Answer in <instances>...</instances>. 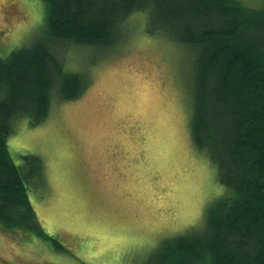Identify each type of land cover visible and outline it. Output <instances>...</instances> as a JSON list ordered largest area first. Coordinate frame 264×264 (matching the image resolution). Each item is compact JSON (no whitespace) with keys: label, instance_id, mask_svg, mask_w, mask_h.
Returning a JSON list of instances; mask_svg holds the SVG:
<instances>
[{"label":"rangeland","instance_id":"374dc122","mask_svg":"<svg viewBox=\"0 0 264 264\" xmlns=\"http://www.w3.org/2000/svg\"><path fill=\"white\" fill-rule=\"evenodd\" d=\"M264 9V0H241ZM0 56L45 25L42 0H0ZM108 45L57 42L67 71L84 74L76 97L57 90L37 123L11 120L16 162L37 155L27 191L41 232L0 228V264H150L161 242L204 222L229 191L190 132L193 53L146 30L134 10ZM43 232L57 239L50 241Z\"/></svg>","mask_w":264,"mask_h":264},{"label":"trees","instance_id":"16d2710c","mask_svg":"<svg viewBox=\"0 0 264 264\" xmlns=\"http://www.w3.org/2000/svg\"><path fill=\"white\" fill-rule=\"evenodd\" d=\"M42 1L43 29L0 56V228L42 229L27 191L29 179L40 182L41 163L34 154L13 159L11 120L37 123L53 90L73 98L87 84L83 73L64 69L55 45H108L129 13L143 10L148 32L193 53L191 136L229 189L199 228L165 238L150 264H264V9L241 0Z\"/></svg>","mask_w":264,"mask_h":264},{"label":"clouds","instance_id":"9594fccd","mask_svg":"<svg viewBox=\"0 0 264 264\" xmlns=\"http://www.w3.org/2000/svg\"><path fill=\"white\" fill-rule=\"evenodd\" d=\"M10 23L16 29H19L20 27H22V25L17 23L14 19L12 21H9V18H7L6 16L0 14V28H8L10 26Z\"/></svg>","mask_w":264,"mask_h":264}]
</instances>
